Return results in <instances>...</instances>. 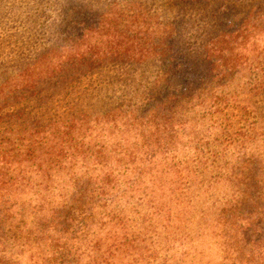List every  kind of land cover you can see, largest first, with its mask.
Wrapping results in <instances>:
<instances>
[{
	"label": "trees",
	"instance_id": "1",
	"mask_svg": "<svg viewBox=\"0 0 264 264\" xmlns=\"http://www.w3.org/2000/svg\"><path fill=\"white\" fill-rule=\"evenodd\" d=\"M262 1L209 7L206 0L218 26L207 27L194 54L187 43H173L176 29L168 32L169 79L183 87L167 106L155 100L124 109L130 139L91 143L98 124L108 136L113 110L98 120L83 111L46 120L23 108L0 112L1 124L22 122L27 140L25 151H10L16 129L0 133V264H264V136L256 144L250 137L264 135V119L244 123L238 114L264 93ZM81 12L64 10L71 36L87 32ZM83 46L58 47L57 59L42 57L6 76L0 93L10 87L4 99L39 94L45 84L71 79L79 65L93 69L102 53L96 43ZM40 65L47 67L36 71ZM244 69L257 74L244 101L237 91L212 88L231 86ZM197 108L218 127L207 146L185 133L188 123L171 122Z\"/></svg>",
	"mask_w": 264,
	"mask_h": 264
},
{
	"label": "rangeland",
	"instance_id": "2",
	"mask_svg": "<svg viewBox=\"0 0 264 264\" xmlns=\"http://www.w3.org/2000/svg\"><path fill=\"white\" fill-rule=\"evenodd\" d=\"M217 1L224 4L238 0H207L208 6L211 7ZM204 2L206 0H0V82L39 58L44 57L46 61L50 57L57 59L61 47L84 44L85 50L86 45L96 43V49L102 53L100 64L93 69L86 71L85 66L79 65L77 70L70 71L74 74L71 79L59 81L55 85L45 84L43 92L39 94L21 93L20 96L16 93L18 98L4 99L10 87L4 88L0 93V112L23 108L25 113L30 112L46 120L54 112L59 117H77L83 111L89 116L98 117V120L105 112L113 110V117L117 119L114 122L109 120L106 125L111 128L108 136L104 140L105 129H101L98 124L91 130V143L104 145L111 138H132L130 132L121 125L125 122L124 109L145 108L155 100L167 103V106L174 102V90L183 87L180 80L169 79L167 61L174 49L168 52L171 44L168 32L176 29L173 43H187L189 52L194 54L208 39L207 29L218 26L216 23L211 24L210 9ZM73 8L78 12L85 11L82 15L83 28L87 31L84 36L82 32H75L72 36L66 33V21L70 22L72 18L67 19L64 10ZM261 11L264 12V0ZM241 16L236 14L235 18ZM115 51L119 53H113ZM118 54L119 58L111 61L109 57ZM262 56L264 61V53ZM46 67L40 65L34 69L40 71ZM206 71L208 68L203 70ZM256 76L255 71L244 69L231 80V86L212 88L227 93L237 91L236 99L244 101V87ZM210 92L211 88L205 93L210 95ZM241 103L248 104L247 101ZM250 104L246 112L238 111L241 116L239 119L244 120V123H257L264 119V93L253 95ZM201 112L197 108L195 113L189 115L173 114L171 122L185 121L188 123L185 133L194 140L199 137L200 146H207L208 141L214 139L218 127L214 126L213 120L202 119ZM169 119L166 116L162 118L164 123ZM21 123L14 120L0 123V133L8 127L16 129L11 137L16 142L11 143L10 151H25L27 140L19 134ZM263 136L258 131L250 137L253 138L252 143L256 144L260 143ZM85 140L88 141L87 138ZM179 151H184V147Z\"/></svg>",
	"mask_w": 264,
	"mask_h": 264
}]
</instances>
